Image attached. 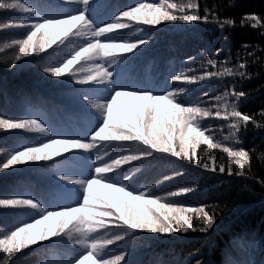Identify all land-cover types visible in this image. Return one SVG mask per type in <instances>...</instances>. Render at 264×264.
Returning <instances> with one entry per match:
<instances>
[{"label": "trees", "instance_id": "obj_1", "mask_svg": "<svg viewBox=\"0 0 264 264\" xmlns=\"http://www.w3.org/2000/svg\"><path fill=\"white\" fill-rule=\"evenodd\" d=\"M20 2L31 11L0 10V123L25 127L0 129V165L22 150L47 157L50 149L44 145L57 140L67 151L0 171V198L21 199L15 207L0 201V239L55 210L63 209L65 215L60 221L63 232L23 249L8 264H79L84 254L89 256L84 264H100L92 257L96 250L105 259L103 264L119 255L121 264H264V0H89L86 6L83 0ZM137 3H146L137 6L142 11L132 9L131 15L120 16ZM173 3L185 5L183 12L172 9ZM189 3L197 7L188 8ZM81 12L90 21H81L43 53L15 61L20 48L32 47L24 42L32 24ZM164 13L201 17L207 13L210 22L149 26L140 19ZM246 14H255L260 24L253 27L256 21L249 19L241 25ZM226 19L235 24L221 29L218 25ZM120 25L122 30H117ZM60 31L42 29L34 41L36 50ZM137 41L147 43L117 55L121 43L131 46ZM69 59L75 61L69 72L54 77L50 70ZM181 73L195 79L174 82ZM181 87L185 90L177 93ZM117 89L172 92L174 102L210 112L198 114L194 123L217 147L202 141L189 163L135 139H115L121 133L131 135L119 124H107ZM240 91L245 97L238 101L235 93ZM233 105L250 117L247 124L240 122L238 132L232 127L237 123L230 115ZM114 113L119 115L115 109ZM105 126L110 128L108 139L94 135ZM175 146L179 150L178 142ZM36 147L44 151L37 152ZM241 148L249 153L245 175L219 174L221 163L226 169L231 164L233 172L239 170L237 158L229 157L225 149ZM146 151L153 154L128 162L129 156ZM209 156L215 157L216 173L195 166L196 160L211 165ZM166 176L173 178L165 180ZM93 181L97 185L89 192ZM117 185L166 203L204 206L214 216V225L207 232L170 235L128 229L112 206ZM182 187L195 191L168 197ZM28 200L39 207L26 206ZM191 215L195 227L206 226ZM9 255L0 253V264Z\"/></svg>", "mask_w": 264, "mask_h": 264}, {"label": "snow or ice", "instance_id": "obj_2", "mask_svg": "<svg viewBox=\"0 0 264 264\" xmlns=\"http://www.w3.org/2000/svg\"><path fill=\"white\" fill-rule=\"evenodd\" d=\"M88 3L89 0H83V5L86 6ZM141 4L146 3H137L136 6L130 7L129 10L121 12L120 16L127 17L131 15L132 9L142 11L137 7ZM171 7L172 9H179L183 12L185 5L173 3L171 4ZM187 7L196 8L197 5L189 3ZM0 10H21L25 13L31 11V9L25 3L20 2V0H0ZM143 11H147V9H144ZM157 11L160 10L157 9ZM85 12L68 15L65 19H52L48 20V22L43 21L32 24L31 27L33 30L26 36V38H24L25 44H32V47L27 51L24 48H20L18 54L15 56V61H19L22 57L25 58L32 56L33 53L39 55L47 48L56 45L61 36H66L68 33L75 30L81 21L89 20L85 15ZM140 19L143 24L149 26H158L162 22H210L207 13L203 17L198 14H183L177 16L172 13H164L157 18L144 19L141 17ZM249 19L256 21V23L252 25L253 27L260 24V19L255 14H246L241 20V25L244 24L245 20ZM234 24V20L226 19L219 23L218 26L223 29L225 25L234 26ZM122 28L123 26L120 25L117 30H122ZM42 29H62V31H60V34L56 35L50 43L41 45L39 51H37L34 41ZM14 43L16 42L14 41ZM145 43H147V41H137L132 43L131 46L121 43V46L117 49V55L130 53ZM218 54L219 50L217 51V55ZM75 59L79 60L80 57L77 56ZM74 63L75 61L73 59H69L62 67L50 70L51 74L54 77H60L62 74L69 72L70 66ZM209 63L214 64L211 60ZM240 67L243 68L244 65L241 64ZM227 72L228 74H231L230 69L227 70ZM209 75L214 76L216 73H210ZM241 75H244V73H241ZM182 77L183 73L176 75L174 77V82L181 81ZM183 78L188 82H192L195 79L194 77ZM184 90L185 89L181 87L177 90V93H182ZM235 95L238 101L245 97V93L242 91L235 93ZM113 97L114 99H111V106L108 108L107 124L108 126L113 123L119 124L121 127L127 128L131 133V135H124L121 133L118 136H114L115 139L123 141L135 139L137 142L143 143L149 149H153L160 153H170L173 157L187 159L189 163H192V158L196 154V149L202 141L208 144L211 148L217 147L216 144H213L208 139L205 132L194 123L198 114L209 116L211 113L202 110L198 106L188 107L174 102L176 100V95L172 92L162 95H154L150 92L117 89L114 91ZM216 99L219 100L220 97H216ZM114 109L118 111L119 115L114 113ZM216 115L219 116L220 113L217 112ZM230 115L237 118V123L232 125L237 132L240 129L241 121L244 124H247L250 120L248 115H242L240 111H237L235 105H233V110ZM108 126L99 127L98 130L94 132V135L108 139L109 137L106 135L110 130ZM24 127L25 125L23 123H0V129L8 131L15 129L24 130ZM176 142H178L179 150H177L175 146ZM69 147L75 148L79 146L70 145ZM44 148L50 149L47 157L42 155H36L33 157L23 150L10 155V157L0 165V171L7 170L13 166L26 162L44 161L45 159L50 160L67 151V149L61 145L59 140L51 145L45 144ZM44 148L36 147L35 151L43 152ZM225 151L228 152L229 157L237 158L236 163L239 170L233 172L231 164H229L226 169L225 165L221 163L218 166V173L225 174L227 171V174L230 176H244V167L249 158L248 151L243 148L238 151H232L231 149H225ZM152 154V151H146L140 155H132L128 157V162L136 161ZM208 159L212 161L211 165L208 162L201 163L199 160H196L195 166L216 173L217 166L215 163V157L209 156ZM181 174L182 173H176V175ZM172 178L173 177L168 176L164 177L165 180ZM94 185H97L96 181L89 184V192L92 191ZM101 186L104 187L106 185ZM113 191L115 199L112 206L115 211L121 215L123 225L131 230L166 235L181 232L188 233L189 231L207 232L213 227L215 222L214 216L205 211L204 206H181L162 202L160 197L152 198L147 196L145 192L134 194L132 191L127 190L125 186L117 185L114 187ZM193 191H195L193 187H182L178 191L169 192L167 195L168 197H175L187 195ZM20 200L21 199L17 198L3 201V198H0V201L9 207L17 206ZM25 203L26 206L34 208L39 207L36 202L31 200H28ZM192 213L196 214L195 219L197 221H200L206 226H201L199 228L195 227L191 215ZM67 214L71 215V212H68ZM64 215L65 212L63 209L59 211L55 210L54 212H50L43 216L42 219H35L33 223L17 227L10 235H5L0 239V253L10 254L4 258V264H8L9 259L23 249L37 245L51 237H56L60 232H63L64 228L60 227V221ZM41 225H43V227H41ZM66 227L67 224H65V228ZM122 238L123 236L121 235L117 237V240ZM92 257L100 262V264H103L105 261V259L99 257V250L93 251ZM88 258L89 256L87 254L82 255V258L79 259V264H84V261ZM107 260L109 261V264H121L123 255Z\"/></svg>", "mask_w": 264, "mask_h": 264}]
</instances>
